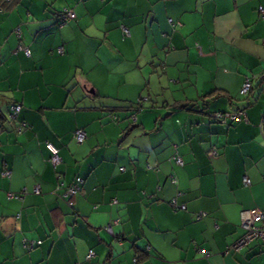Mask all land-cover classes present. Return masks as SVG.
<instances>
[{"label": "crops", "instance_id": "obj_1", "mask_svg": "<svg viewBox=\"0 0 264 264\" xmlns=\"http://www.w3.org/2000/svg\"><path fill=\"white\" fill-rule=\"evenodd\" d=\"M260 6L19 0L1 8L0 264H264V242L235 247L240 213H264ZM65 10L75 17L62 24ZM99 52L123 62L98 80L90 66ZM87 95L112 102L89 105ZM124 102L141 109H108ZM203 102L204 113L178 108ZM236 111L233 122L213 117ZM46 143L59 150L55 168ZM77 177L80 190L68 194Z\"/></svg>", "mask_w": 264, "mask_h": 264}, {"label": "built area", "instance_id": "obj_2", "mask_svg": "<svg viewBox=\"0 0 264 264\" xmlns=\"http://www.w3.org/2000/svg\"><path fill=\"white\" fill-rule=\"evenodd\" d=\"M258 11L263 15L264 9L262 7L258 8ZM66 19H72L74 16L72 13H67ZM125 35H129L128 31L123 29ZM24 53L28 55V51L24 50ZM263 83H264V76H263ZM251 89V82L247 79L242 85L240 90L241 96H246ZM15 111H18V108H15ZM241 114V113H239ZM230 120H234L236 116L228 115ZM239 120V117L237 118ZM74 139L77 144H81L85 139V133L82 130H77L74 134ZM46 148L50 153L49 162L53 167L59 165L60 158H59V151L58 149L52 145L51 143H46ZM175 163L177 165H182V162L179 158L175 159ZM244 185H249L250 182L247 178L243 179ZM82 184L81 178H75L73 185L69 186L67 191L68 194H75L80 190V185ZM35 193H38V188L34 189ZM71 205V202H69ZM240 227L244 230L243 236L238 240L235 247L238 249L241 246L247 245L248 242L258 239L264 242V213L256 208H252L249 210H244L240 213ZM109 230V229H108ZM39 244V243H38ZM32 247V246H31ZM93 253L91 251L88 252L86 259L91 258Z\"/></svg>", "mask_w": 264, "mask_h": 264}, {"label": "trees", "instance_id": "obj_3", "mask_svg": "<svg viewBox=\"0 0 264 264\" xmlns=\"http://www.w3.org/2000/svg\"><path fill=\"white\" fill-rule=\"evenodd\" d=\"M1 1V0H0ZM19 0H2V4H0V9L1 8H3V7H6L7 9L8 8H10V6H13L14 4H16L17 2H18ZM261 7V6H260ZM259 8V7H258ZM263 9H264V7H262ZM258 10V9H257ZM259 12V11H258ZM67 13H69L68 11H63V12H61V13H58L57 14V17H58V20H61V23L63 24V23H65L67 20H73L74 19V14L72 13V12H70V13H72L73 14V18L72 19H66V15H67ZM259 14L264 18V14L262 15L260 12H259ZM123 29H125V28H121V30H122V33H123V36L124 37H128L129 35H125V33L123 32ZM125 30H127V29H125ZM21 49L23 50V52H24V50H27V48H24V47H21ZM28 51V50H27ZM28 53H29V51H28ZM249 80V79H248ZM250 81V80H249ZM251 82V81H250ZM263 83V82H262ZM262 86L264 87V83L262 84ZM242 88V87H241ZM241 90V89H240ZM250 91H251V89H250ZM250 91H249V93H250ZM249 93L246 95V96H244V97H247L248 95H249ZM215 93H212V94H207V95H205L204 96V98H210V97H212L213 95H214ZM239 94H240V92H239ZM241 95V94H240ZM218 97H221V96H219V95H216L215 96V98H211V99H217ZM203 99V98H202ZM209 104V102H203L201 105H197V107H195L194 105H192V104H187V105H181V106H179L178 108H181V109H191V111H197V112H200V113H204L205 112V110H206V106ZM15 108H18V111H15ZM105 107H102L101 109H104ZM108 109L109 110H112V111H114L115 109H124V110H127V111H131V112H136V111H139L140 109H141V103H136V104H131V103H123V106H121V107H119V108H112V107H108ZM188 109V110H189ZM20 112V106L19 105H13V106H11L10 108H9V117L11 118V120L12 121H14L15 120V117L18 115V113ZM228 115H232V116H236V118L234 119V120H232V122L233 121H235L238 117H239V119H240V114H239V111H236L235 113H227V112H218V113H215L214 114V118H215V120L216 121H218V120H220V119H222V120H225L226 118H228ZM238 120V119H237ZM59 151V150H58ZM59 158H60V156H59ZM50 163V162H49ZM60 163H61V159H60ZM59 163V164H60ZM51 164V163H50ZM58 166V165H57ZM53 167V166H52ZM56 167V166H55ZM55 167H53V168H55ZM6 172H3L2 174H5ZM77 178H80V177H77ZM82 180V179H81ZM74 181H75V179H74ZM83 182V181H82ZM73 183L74 182H72V184H70L69 186H71V185H73ZM92 253H93V251H91ZM140 252H142V251H140ZM145 253V252H144ZM93 256V255H92ZM91 256V257H92ZM90 259V258H89ZM89 259H86L87 261L89 260ZM135 261V260H134Z\"/></svg>", "mask_w": 264, "mask_h": 264}, {"label": "rangeland", "instance_id": "obj_4", "mask_svg": "<svg viewBox=\"0 0 264 264\" xmlns=\"http://www.w3.org/2000/svg\"><path fill=\"white\" fill-rule=\"evenodd\" d=\"M118 55H115L114 57H110L107 56L106 53H98L96 56H94L95 58V63L96 66L95 68H93V66H90L91 68V73H93V76H97L98 75V80L101 76V74L104 72V67H108L109 69H111V71L113 73L117 72L118 68H116V66H119L118 63L123 62V61H118V60H122V57H120L119 59H116ZM100 59L101 62L98 60ZM89 68V69H90ZM96 69V70H95ZM119 73V71H118ZM113 76H115V74H113ZM117 76L115 78V80L113 81V91L115 92V90L118 88V81H117ZM112 92V91H110ZM113 92V93H114ZM106 95V94H104ZM87 104L89 105H109L111 104V99L105 98V97H101V96H97V97H92V95H87Z\"/></svg>", "mask_w": 264, "mask_h": 264}]
</instances>
